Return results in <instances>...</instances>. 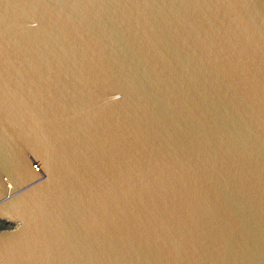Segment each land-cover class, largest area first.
<instances>
[{
    "label": "water",
    "instance_id": "1",
    "mask_svg": "<svg viewBox=\"0 0 264 264\" xmlns=\"http://www.w3.org/2000/svg\"><path fill=\"white\" fill-rule=\"evenodd\" d=\"M0 264H264V0H0Z\"/></svg>",
    "mask_w": 264,
    "mask_h": 264
},
{
    "label": "rangeland",
    "instance_id": "2",
    "mask_svg": "<svg viewBox=\"0 0 264 264\" xmlns=\"http://www.w3.org/2000/svg\"><path fill=\"white\" fill-rule=\"evenodd\" d=\"M6 227H10L9 225L5 226V225H2V223H0V228H6Z\"/></svg>",
    "mask_w": 264,
    "mask_h": 264
},
{
    "label": "flooded vegetation",
    "instance_id": "3",
    "mask_svg": "<svg viewBox=\"0 0 264 264\" xmlns=\"http://www.w3.org/2000/svg\"><path fill=\"white\" fill-rule=\"evenodd\" d=\"M0 223H2V225H5V226H7V224H5L4 222H0Z\"/></svg>",
    "mask_w": 264,
    "mask_h": 264
}]
</instances>
